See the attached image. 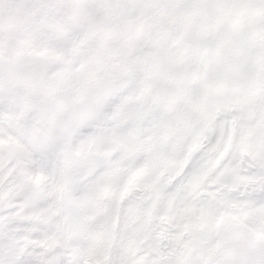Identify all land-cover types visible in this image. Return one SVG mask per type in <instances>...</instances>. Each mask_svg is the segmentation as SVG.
Segmentation results:
<instances>
[{
  "label": "snow or ice",
  "instance_id": "1",
  "mask_svg": "<svg viewBox=\"0 0 264 264\" xmlns=\"http://www.w3.org/2000/svg\"><path fill=\"white\" fill-rule=\"evenodd\" d=\"M0 264H264V0H0Z\"/></svg>",
  "mask_w": 264,
  "mask_h": 264
}]
</instances>
